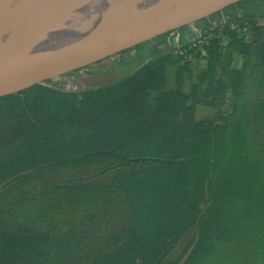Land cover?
<instances>
[{
	"label": "rangeland",
	"instance_id": "1",
	"mask_svg": "<svg viewBox=\"0 0 264 264\" xmlns=\"http://www.w3.org/2000/svg\"><path fill=\"white\" fill-rule=\"evenodd\" d=\"M179 33L205 63L188 99L159 65L140 81L115 67L137 45L0 103V264H264V187L232 183L251 157L217 149L228 62L249 63L230 51L257 36L264 56V0L147 42L179 62ZM199 102L220 114L197 120Z\"/></svg>",
	"mask_w": 264,
	"mask_h": 264
},
{
	"label": "water",
	"instance_id": "2",
	"mask_svg": "<svg viewBox=\"0 0 264 264\" xmlns=\"http://www.w3.org/2000/svg\"><path fill=\"white\" fill-rule=\"evenodd\" d=\"M241 0H0V98Z\"/></svg>",
	"mask_w": 264,
	"mask_h": 264
},
{
	"label": "trees",
	"instance_id": "3",
	"mask_svg": "<svg viewBox=\"0 0 264 264\" xmlns=\"http://www.w3.org/2000/svg\"><path fill=\"white\" fill-rule=\"evenodd\" d=\"M180 42L183 44L182 48L187 49L188 54L194 52V49L189 50L188 44L184 45L183 36ZM260 43L261 38L257 36L248 41L239 40L233 43L230 54L236 52L245 55L249 63L245 62L243 68L237 69L231 68V58L228 62L230 69L227 87L233 91L235 103L232 115L221 127L222 138L217 146V149L226 146L235 147V153L228 157L229 162H235L233 156L238 155L241 151L250 155L249 167L242 171L239 177L233 179L232 183H247L254 185V187H264V98L262 97L264 92V56L260 53ZM165 55L166 52L159 49L157 45L154 46L145 42L137 47L135 58L123 59L117 62L115 67L121 68L123 72L126 71L127 77L140 81L141 76L152 66L159 65L161 66L160 71L165 72L168 66L179 63L166 62ZM143 56L147 57L148 61L147 64L141 66L140 60ZM193 56L197 59L201 58L200 53ZM179 60H183L184 64L178 72V83L183 72L189 71L188 64L190 62L182 56H179ZM201 77H204V74ZM213 86L214 83L211 87ZM179 93L188 99L187 94L182 91ZM10 96L2 97L0 103L6 101Z\"/></svg>",
	"mask_w": 264,
	"mask_h": 264
},
{
	"label": "crops",
	"instance_id": "4",
	"mask_svg": "<svg viewBox=\"0 0 264 264\" xmlns=\"http://www.w3.org/2000/svg\"><path fill=\"white\" fill-rule=\"evenodd\" d=\"M180 41H181V34L179 33V56L186 57V55L183 54V52L186 53V50L185 48H183L184 51L181 50L183 44ZM136 55H137V50L133 58H135ZM234 60L233 62L236 65L239 59L237 60L234 59ZM189 61H190L188 64L189 71L183 72V75L181 79L179 80V83H178V72L181 70V66L184 64V61L179 60V63L170 65L166 68L165 78H166L167 91L174 92V91L179 90L187 95H190L193 90V86L201 84L200 75L205 66V63L203 62L204 60L193 58ZM199 95L201 96L200 93ZM262 97L264 98V92L262 93ZM220 107L221 105L217 103L214 105H211V104H205L203 102H199L195 106V117L197 118V120L214 119L220 114Z\"/></svg>",
	"mask_w": 264,
	"mask_h": 264
},
{
	"label": "built area",
	"instance_id": "5",
	"mask_svg": "<svg viewBox=\"0 0 264 264\" xmlns=\"http://www.w3.org/2000/svg\"><path fill=\"white\" fill-rule=\"evenodd\" d=\"M181 50L184 51L183 48H181ZM185 50H186V53L183 52V54L186 55L185 58H186L187 60H191V59H193V54H191V53L187 54V49H185Z\"/></svg>",
	"mask_w": 264,
	"mask_h": 264
}]
</instances>
